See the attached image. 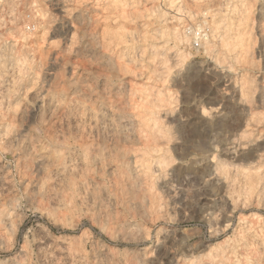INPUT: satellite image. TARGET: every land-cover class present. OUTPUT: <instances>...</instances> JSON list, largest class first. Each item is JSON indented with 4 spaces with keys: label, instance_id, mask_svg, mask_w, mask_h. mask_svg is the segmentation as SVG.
<instances>
[{
    "label": "rangeland",
    "instance_id": "1",
    "mask_svg": "<svg viewBox=\"0 0 264 264\" xmlns=\"http://www.w3.org/2000/svg\"><path fill=\"white\" fill-rule=\"evenodd\" d=\"M0 264H264V0H0Z\"/></svg>",
    "mask_w": 264,
    "mask_h": 264
},
{
    "label": "built area",
    "instance_id": "2",
    "mask_svg": "<svg viewBox=\"0 0 264 264\" xmlns=\"http://www.w3.org/2000/svg\"><path fill=\"white\" fill-rule=\"evenodd\" d=\"M195 37L196 47H200L203 40H207V34L204 30H197L193 32Z\"/></svg>",
    "mask_w": 264,
    "mask_h": 264
},
{
    "label": "bare ground",
    "instance_id": "3",
    "mask_svg": "<svg viewBox=\"0 0 264 264\" xmlns=\"http://www.w3.org/2000/svg\"><path fill=\"white\" fill-rule=\"evenodd\" d=\"M208 42V41H207ZM208 50V49H207ZM105 118V116L104 115H102L101 116V119H104ZM105 120V119H104ZM218 125L220 126V127H222V128H224V127H226L227 126V120H220L219 122H218Z\"/></svg>",
    "mask_w": 264,
    "mask_h": 264
}]
</instances>
